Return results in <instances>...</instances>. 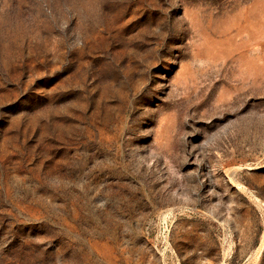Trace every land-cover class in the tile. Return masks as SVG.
<instances>
[{"label":"rangeland","instance_id":"obj_1","mask_svg":"<svg viewBox=\"0 0 264 264\" xmlns=\"http://www.w3.org/2000/svg\"><path fill=\"white\" fill-rule=\"evenodd\" d=\"M0 264H264V0H0Z\"/></svg>","mask_w":264,"mask_h":264}]
</instances>
